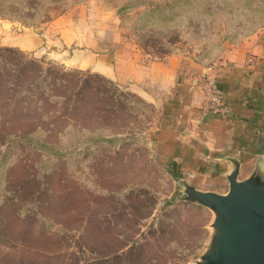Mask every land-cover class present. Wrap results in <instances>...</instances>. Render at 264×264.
<instances>
[{"label": "rangeland", "instance_id": "1", "mask_svg": "<svg viewBox=\"0 0 264 264\" xmlns=\"http://www.w3.org/2000/svg\"><path fill=\"white\" fill-rule=\"evenodd\" d=\"M155 5L177 2L0 0V18L40 28L82 8L79 18L106 25L108 32L109 22L115 23L145 60L172 54L204 64L218 60L223 52L201 54L208 42L223 38L214 26L225 21L215 20L210 34H194L197 29L190 25L152 27L163 25L155 11L144 28L146 10ZM30 6L34 11L27 10ZM19 7V17L1 15ZM3 67L0 128L5 120L17 119L22 106L30 114L21 116L39 128L27 136L0 130V264H195L211 242L214 214L179 198L174 171L155 153L151 131L160 106L126 84L68 67L47 54L0 46ZM41 68L51 71L50 78L36 82L34 96L24 94L27 77ZM23 72L25 79L19 77ZM48 95L53 97L45 104Z\"/></svg>", "mask_w": 264, "mask_h": 264}, {"label": "crops", "instance_id": "2", "mask_svg": "<svg viewBox=\"0 0 264 264\" xmlns=\"http://www.w3.org/2000/svg\"><path fill=\"white\" fill-rule=\"evenodd\" d=\"M76 10L78 19L66 13L40 28L0 18V46L47 54L68 67L101 73L158 104L151 141L173 176L225 193L229 157L241 161L240 178L251 174L264 154V28L209 64L181 54L145 60L115 23L109 22L108 32L106 25L84 22L76 14L83 9ZM206 78L224 94L230 106L226 115L202 109L203 92L194 81Z\"/></svg>", "mask_w": 264, "mask_h": 264}, {"label": "water", "instance_id": "3", "mask_svg": "<svg viewBox=\"0 0 264 264\" xmlns=\"http://www.w3.org/2000/svg\"><path fill=\"white\" fill-rule=\"evenodd\" d=\"M229 188L217 193L197 188L183 177L180 199L203 205L213 214L211 242L195 264H264V154L246 178L241 161L229 157Z\"/></svg>", "mask_w": 264, "mask_h": 264}, {"label": "trees", "instance_id": "4", "mask_svg": "<svg viewBox=\"0 0 264 264\" xmlns=\"http://www.w3.org/2000/svg\"><path fill=\"white\" fill-rule=\"evenodd\" d=\"M175 1L177 2V6L169 5L167 7H164L162 5H155L150 9H147L145 14L147 18V24L144 26V28L149 27L151 13L155 11H158L161 14L163 18V25H155L152 27L159 28V26H161L160 28L162 29H168L170 27L177 26V28L182 29L190 25L191 28L197 29L194 34H210L212 29V23H214L215 20H220V22L225 21L224 26L226 30H224V26L221 27L219 24L218 27L214 26L220 33H222L223 38L219 42H208L204 47V50H202L201 56H206L213 51L224 52L229 47H225L223 41L237 44L244 36H247L248 34L257 31V28L262 29L264 26V0H206L202 5L196 6L195 3L197 0ZM206 3L210 4L207 5ZM22 10L23 8L19 7L17 8V10H14L12 15H1L5 17H13V15L19 17L20 12ZM27 10L34 11V8L30 6L27 7ZM173 11H177L176 14H173ZM41 18L46 19L47 16L44 18L42 16ZM20 20L22 22H28L31 24L35 22V20H23L22 18ZM170 21H173V23L170 24ZM206 40L209 41L210 39L207 38ZM199 62L203 63L200 60ZM3 72H5V67L0 68V74H3ZM23 74L24 72L19 74V77H24L23 79H25L26 74ZM37 75L34 77H27L29 80L27 81L28 83L23 86L24 94H31L34 96L35 94H33V86L39 80L41 83L46 82L51 76V71L45 68H41L37 70ZM44 93L46 95V90ZM52 97V95H48L46 99H43L45 101V104H48L49 100H51ZM27 103L28 101H24V104ZM26 110L27 108L22 106L20 114L16 117L17 119L5 120L0 130L3 132L11 133L13 131L19 136H27L28 134H31V131H34L35 129L37 130L39 126L35 121L31 123L29 119L26 120V116H21V114H30L25 113ZM17 111L18 109L15 112H12V114L16 113ZM37 143L42 147L53 146V144H48V142L45 141H38Z\"/></svg>", "mask_w": 264, "mask_h": 264}, {"label": "built area", "instance_id": "5", "mask_svg": "<svg viewBox=\"0 0 264 264\" xmlns=\"http://www.w3.org/2000/svg\"><path fill=\"white\" fill-rule=\"evenodd\" d=\"M194 82L199 85L203 92L202 109L206 113L224 116L230 111V106L227 103L224 94L212 79L206 78L201 81L195 80Z\"/></svg>", "mask_w": 264, "mask_h": 264}]
</instances>
